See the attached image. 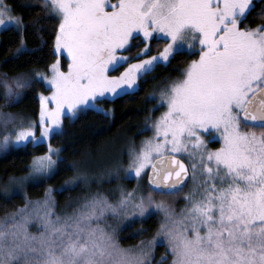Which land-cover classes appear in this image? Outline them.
Instances as JSON below:
<instances>
[{
	"label": "snow or ice",
	"instance_id": "obj_1",
	"mask_svg": "<svg viewBox=\"0 0 264 264\" xmlns=\"http://www.w3.org/2000/svg\"><path fill=\"white\" fill-rule=\"evenodd\" d=\"M43 3L59 21L54 53L66 52L67 71L57 58L47 72L34 69L11 82L7 73L0 74L5 97L17 101L33 79L52 88L50 95L39 94V119L26 126L9 130L16 116L0 111V148L47 147L33 157L28 176L13 178L21 187L29 179L46 180L62 160V149L50 137L62 134L65 114L75 117L89 106L108 114L98 100L138 91L158 65L167 66L177 53L198 58L178 69L181 77L166 78L158 93L149 94L166 111L147 118L153 135L139 148H129L126 167L110 171L117 178L121 170L137 181L146 177L149 190L118 186L115 199L99 190L85 193L78 209L61 216L51 208L49 187L46 199L35 201L46 209L42 230L29 231L27 206L18 210L19 219L13 214L11 224L0 223V264H150L146 257L157 238L167 243L172 264H264V24L241 26L252 0ZM10 12L0 0V26L14 25L22 34V17ZM20 43L18 53L32 51L22 35ZM134 47L135 56L124 54ZM210 143L220 147L210 148ZM79 175L88 182L87 172ZM189 180L192 187L179 212L155 199L154 193L175 196ZM154 212L162 220L156 235L142 242L146 248L122 247L107 223L109 215L144 218Z\"/></svg>",
	"mask_w": 264,
	"mask_h": 264
},
{
	"label": "trees",
	"instance_id": "obj_2",
	"mask_svg": "<svg viewBox=\"0 0 264 264\" xmlns=\"http://www.w3.org/2000/svg\"><path fill=\"white\" fill-rule=\"evenodd\" d=\"M12 13L21 16L25 24L23 33L10 26L0 34V74L7 73L9 81L20 74L32 75L33 70L48 71V65L59 58L62 68H66L67 59L64 55L54 53L55 32L58 27V19L49 14L44 7L43 0H6ZM264 24V0H255L254 7L248 13L247 19L241 25L255 28ZM21 35L29 52H17L21 47ZM155 43V42H154ZM164 41L160 42L162 48ZM142 47V45H141ZM154 49L152 53L155 54ZM128 51L136 54L138 48ZM198 54H188L187 51L176 54L175 59L167 66L160 64L155 70L141 82L138 91L128 95H121L113 99L105 98L98 101L103 109L90 107L78 113L74 119L65 118L63 131L60 135L50 137L54 147L62 149L53 174L41 183L28 182L25 190L21 193H6L5 185L12 177L25 175L30 168L34 156L42 155L47 151L44 144L33 147L28 144L17 147L9 144L6 148H0V223H12L13 214L18 219V209L24 207L30 200L42 197L49 187L55 191L56 198L61 206L70 200L81 198L87 191L80 187V181L72 188H66L65 183L79 174L80 164L87 159L96 157L100 150L116 144L123 146H135L151 134L152 121L148 117L156 118L165 109L158 107V99L150 98L149 94L158 93L160 88L167 83L166 78L176 79L182 73L178 69L184 68L190 60L196 59ZM124 67V66H123ZM121 67L118 71H123ZM118 73V72H115ZM4 79L0 75V81ZM50 87L44 82L32 80L29 86L20 89V98H6L3 83H0V111L11 112L16 116L17 124H27L28 121H36L39 117L40 99L39 94H48ZM0 135L3 134L4 126L0 124ZM8 127V126H7ZM10 130V128H8ZM124 160V159H123ZM124 164V163H123ZM122 164V165H123ZM118 165V164H117ZM147 178L145 177L143 191H148ZM132 183V180L129 182ZM131 187L133 185L131 184ZM187 190L178 192L175 196H161L154 193L157 200L164 199L172 202L176 208L182 206V198ZM27 197V199L25 198ZM159 217V219H158ZM7 218V219H6ZM160 216L152 214L144 222L146 232L142 237H150L154 234L160 223ZM124 241L135 242L142 238L132 235L129 228L124 229Z\"/></svg>",
	"mask_w": 264,
	"mask_h": 264
},
{
	"label": "rangeland",
	"instance_id": "obj_3",
	"mask_svg": "<svg viewBox=\"0 0 264 264\" xmlns=\"http://www.w3.org/2000/svg\"><path fill=\"white\" fill-rule=\"evenodd\" d=\"M2 2L4 5L9 6V4L6 2V0H2ZM9 14L15 15L14 13H12V11ZM10 26H14V25H7L6 24L3 26H0V34L4 29H6ZM130 52L131 51H127L124 54L129 55V56H135L134 53L131 54ZM60 54L64 55L67 59L66 52H61ZM153 54H149V55H153ZM131 62H134V60L129 61V63H131ZM126 66H127V64L124 65V67H126ZM61 69L64 71H67V65H66V68L61 67ZM110 74L116 75L118 73L113 72ZM51 92H52V88L50 87L49 93L43 94V95H45V96L50 95ZM108 98L113 99V97H108ZM48 107L52 108V107H54V104L52 102H49ZM164 111H166V108L164 109ZM66 117H68L69 119L75 118V117H72V116L65 114L62 117V127H63V123H64V120ZM38 119H39V117H38ZM16 120L17 119H15L12 123H9L8 128L11 129L13 127V125L20 126L21 123L17 124ZM24 125L26 126L27 124H24ZM0 129H3V128L0 127ZM150 130H151V128H150ZM37 135H39L38 132H37ZM152 135H153V133L151 130V134L147 137H150ZM147 137H145V138H147ZM206 139H207V137H206ZM211 144L212 143H210L209 146H213ZM139 146H140V143L138 145H135V146H123L122 144H120V145L119 144L118 145L113 144V145H110V146H107V147L101 149L99 154L96 157H94L92 159H87L86 161H84L79 166L80 167L79 173H82V172L88 173V177H89L88 182L85 183L83 181V178L78 174L74 178L67 181V182H69V181L75 180L74 184L65 183L64 187H66V188L75 187L77 185V181L79 180L80 181V187L83 188L84 191H87L88 194L94 193L97 190H99L100 192H103L106 195H108L109 199H115L116 197H118V195H119L118 186H123L125 188L131 189L132 188L131 184L133 185V187L137 186V184H138L140 189L143 191L142 188H144L143 182H144L145 178L140 180V181H137L136 179H130L126 176V174L124 173L123 170H121L119 172V178H117V176L114 174L110 175V171L113 168L117 167L118 165H122L124 163L123 166L126 167L128 162H129V155H128L129 148H132V147L139 148ZM210 148H213V147H210ZM181 158L185 159V157H183V156ZM30 171H31V169L29 168V171L23 176H28ZM13 178L14 177H12L9 180V182L6 183L5 188H4L6 193H8V194L9 193H21L25 190V185L28 182H33L31 179L26 180L23 182V186L21 187L17 183V181L14 180ZM131 180H132V183L130 184L129 182ZM191 187H192V181L190 180L187 184V190H186L187 192L186 193H188L190 191ZM51 197L54 198V203L51 204L52 210L61 216L65 215L66 213H71L75 209H78L80 204L83 202L82 201L83 196H82L81 198H76L74 200L71 199L69 203L65 204L64 207H62L61 206L62 204H60L56 198L54 189L51 192ZM182 198L184 199V196ZM44 199H46V192L42 197L32 199L25 205V206H27L28 211H27V213H24V215H28L30 217V223L28 226L30 232L36 233L39 230H42L40 227L41 223H42L41 217L43 216V213L46 209H45V205L43 203L37 204V203H35V201H43ZM166 201L168 203L172 204L177 212H179L180 209L182 207H184V205L186 203V201L184 199L182 206H180L179 208H176L172 202H170L168 200H166ZM20 208H22V207H20ZM152 214H156V215L160 216V218H161L160 221L162 220V214L156 213V212H154ZM20 215H21V213H19V211H18V219H19ZM151 215H146L144 218H141L136 214H132V215H129L126 217H120V218H115V217H112L111 215H109L107 217V223H108V225H110L111 227H114L116 229V236H117V239H118V241L122 247H125V248L134 247L137 249L146 248L147 246L142 244V242L149 241L156 235V232H155L154 234H152L150 237H147V238L141 236V234L146 232L145 227L143 225V222ZM158 219H159V217H158ZM101 223H104V221H101ZM126 228H129L132 232V235L137 236L136 238H138L139 236H141L142 238H138L139 240H136L135 242H132V243H128V242L124 241L125 238H123V234H126V231L124 230ZM172 259H173V257H172V254L169 250L167 243L162 242L159 238H157L156 244L149 250V255L146 257V261H150V264H172Z\"/></svg>",
	"mask_w": 264,
	"mask_h": 264
},
{
	"label": "flooded vegetation",
	"instance_id": "obj_4",
	"mask_svg": "<svg viewBox=\"0 0 264 264\" xmlns=\"http://www.w3.org/2000/svg\"><path fill=\"white\" fill-rule=\"evenodd\" d=\"M253 1L255 2V0H252V3H253V5H254V2H253ZM104 99H105V98H104ZM100 100H102V99H100ZM100 100H98V101H100ZM98 101H97L96 103H98ZM90 107H93V106H89V108H90ZM211 145H213V146H209V147L218 148V147L220 146L219 143H212ZM182 159H183V158H182ZM185 162H187V161L185 160ZM189 181H190V180H189ZM189 181H188V182H189ZM187 184H188V183H187ZM186 186H187V185H186ZM186 186H185V187H186ZM185 187H184V188H185Z\"/></svg>",
	"mask_w": 264,
	"mask_h": 264
},
{
	"label": "water",
	"instance_id": "obj_5",
	"mask_svg": "<svg viewBox=\"0 0 264 264\" xmlns=\"http://www.w3.org/2000/svg\"><path fill=\"white\" fill-rule=\"evenodd\" d=\"M181 159H182V158H181ZM146 180H147V179H146ZM147 184H148V183H147ZM186 185H187V184H186ZM186 185H185V186H186Z\"/></svg>",
	"mask_w": 264,
	"mask_h": 264
}]
</instances>
